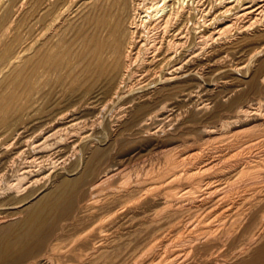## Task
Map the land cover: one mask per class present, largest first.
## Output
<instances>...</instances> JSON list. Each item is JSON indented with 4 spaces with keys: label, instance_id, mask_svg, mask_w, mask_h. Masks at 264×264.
Instances as JSON below:
<instances>
[{
    "label": "bare ground",
    "instance_id": "6f19581e",
    "mask_svg": "<svg viewBox=\"0 0 264 264\" xmlns=\"http://www.w3.org/2000/svg\"><path fill=\"white\" fill-rule=\"evenodd\" d=\"M70 8L75 11L72 40L63 37L66 28L58 32ZM233 72L244 75L229 78ZM261 87L264 0H0V264H123L124 231L116 206L142 186L133 185L125 195L124 190L109 195V190L101 203L94 197L96 202L80 204L81 192L121 174L124 167L115 165L114 158L130 134L170 140L180 123L218 117L223 109L230 111L218 122L197 128L202 143L225 140L231 153L237 147L252 148L264 140V96L255 102L243 97ZM174 148L158 154L162 163L155 172L170 178L153 181L165 188L179 178L176 166L200 154L196 148ZM223 155L201 157L194 168L210 169ZM250 155L233 160L227 170L233 178L264 163L263 154ZM187 170L193 172L192 166ZM228 179L206 186L203 193L210 200L218 188L224 193L205 211L218 210L221 219L231 215L222 231L246 244L231 253L232 259L213 264H264V215L255 212L264 199L260 185L252 183L235 200L229 196ZM152 198L156 200L150 193L147 199ZM242 200L248 201L247 209L239 207ZM92 207H102L109 222L78 228L85 216L78 211ZM180 210L176 204L168 209L169 216ZM247 216L251 218L244 222ZM207 225L215 232L212 222ZM130 228L132 234L143 229Z\"/></svg>",
    "mask_w": 264,
    "mask_h": 264
},
{
    "label": "rangeland",
    "instance_id": "374dc122",
    "mask_svg": "<svg viewBox=\"0 0 264 264\" xmlns=\"http://www.w3.org/2000/svg\"><path fill=\"white\" fill-rule=\"evenodd\" d=\"M25 5L27 6L28 4L25 3L23 8H26ZM73 6L74 5H72L71 7L74 8ZM72 8L69 9L70 12L66 11L65 13H63V15L61 17V20H60L61 21V25H59L60 28L58 27L59 28L58 32H62L63 29L66 28V30L63 32L64 33L63 37L65 38V36H66V39L68 37L71 38V36L73 35V29H71L70 25L74 21V16H75L74 12L75 11H73V10L71 11ZM63 17H64V19H63ZM67 19H69V20H67ZM61 29H62V31H61ZM68 32H69V34H68ZM63 33H62V35H63ZM55 36H57V35H54V38H55ZM72 39L73 38H71L70 40H72ZM260 56L258 55L257 57H260ZM237 74H239V76ZM242 74H243V72L242 73L241 72H239V73L238 72H233L232 74H229L228 76H229V78L231 77L233 79L234 78L238 79V78H242L243 77L244 74L243 75ZM260 89H256L255 91L248 92L246 95H244L243 99L244 100L248 99L250 101L255 102V100H257L258 97L262 98L264 95L261 96V94H264L263 93L264 92V87H261ZM202 97H204L203 94H202ZM262 107H264V105H262ZM223 110H220V115L219 116H221V114L222 115L223 114H227L230 111L228 109H223ZM225 111H227V112H225ZM207 116L208 115H206L205 117L202 118V120H204L205 122L204 121H202V122L201 121H193L194 122L193 123L192 121H189V122L186 121V122H188L187 124H186V122H183L182 124L180 123L177 128L171 130L172 131L171 132L172 133V137H171L170 140H165V138L163 139L162 137H159V135L155 136L154 134H147V135H149V136H147L145 133L143 134V132H140L141 134L140 133H136L135 135L134 134H132V135L130 134L131 136L127 135L129 138L127 137L128 139H127V141H125L126 143L124 142L123 146L116 151L117 154H116V156L114 158L116 160L113 159L117 163L115 165H119L120 168L124 167L123 169H121L122 171L120 170L121 174L119 172L120 175L118 177H117V175L115 176L117 179L114 177V178L110 179L111 182L109 180H108L109 182H105L104 183L105 185L104 184L103 185H99L96 188L89 189V191L87 189H85V190H83L81 192L80 198H82L83 200L81 199L80 201H78L80 204L84 203L85 201L86 202H90V200H91V202H93L95 198H96L95 199L96 201L98 200L97 201L98 203H101L100 201L105 200L106 196H108V193L106 195V192H108L109 190L111 192V193L109 192L110 193L109 195H111L112 193H116V192L117 193H121V192H123V190H124V195H125L126 194V190L128 188L132 187L133 185L139 183L140 186H142L140 191L136 190L134 192V193H138V192L141 193L139 195V197H138L137 194H136L137 196L134 195V193H132L129 197H128V194H126L124 196L123 204L122 203L118 204L116 206L117 209L115 208L116 211H120L121 212L120 216L123 219L121 218L119 220L122 222V226H123L122 228L123 229L120 228V230L122 229L124 231V234H123L124 251L120 255L121 258L122 257H124V258L120 259L119 262H121V260H123L124 261L123 264H167V263L168 264H213L214 262L215 263L216 262L217 263H219V262L223 263L227 259L228 260L232 259L234 257L233 254L238 252L246 244V241L243 238H239L238 236L233 237V235L232 236L231 235L227 236V234H224V232L222 231V229L227 226V222H229L228 220H230V218L232 217L231 215H224V216H222V219H221L220 217H216V214H219L218 210H217L218 212L216 211L213 214H210V215L208 214L209 217L207 215V211L209 209L210 204H213L212 203L213 200H214V202L218 201L215 198L218 197V196L221 197L222 194L224 193L222 188L220 187V189L218 188V190L216 192H214L215 193L214 194L215 197L212 200H210L209 197L206 198V194L203 193V192H205V190H206L205 188H206V186L208 184H213V183L215 184V182L220 183V182H223L224 180H225L224 182H227V179H228L227 176L228 175L230 176V174H231L230 178L228 179V181L232 182V184H231V186H232L231 187V193L229 194V196L231 198L234 197L235 200L240 198L241 197L240 193H241V191L243 189H246L247 186L251 188L254 185H260V190H261L260 192H261V194L264 197V193L262 192V191H264V188H263L264 187V179H263L264 178V170H262V169H264V163L261 165V167H259L260 169L262 168L261 171H259L260 169L258 168V170L255 171V172L247 173V174H244L242 176H238L237 178L236 177L233 178L235 176L233 171H230V172L227 171L232 166L231 163H233V160L238 158V156H240V155L244 156L246 154H249V155L251 154L250 156L258 157V156H261L263 154L262 157H264V140L263 141L262 140L259 141L255 146L253 145L252 148H245V149H241L240 147L234 148L232 151L235 150V152H237L238 149L242 150L240 153L233 152L235 154V156H234L233 153H231V151L230 152L229 151L226 152V150H229L228 148H230V147L225 146L226 145V141L225 140H223V141L222 140H220V141L218 140L217 141V139H215V138H210V140L202 143V139L200 137H198L200 135L199 129L197 130V128H199V125L204 124V123L212 124V122L216 123V122H218L217 118H219V116L218 117L217 116H215V117H207ZM209 118H211V119H209ZM213 118L217 119V120H214ZM85 119L87 120V118H85ZM205 119H207V120H205ZM206 121H208V123ZM189 123L191 124L190 126H189ZM193 127H194V129H193ZM238 127L241 128L242 126L238 125L237 128ZM195 130H197V131H195ZM198 133H199V135H198ZM167 134H170V132H168ZM134 136L135 137L138 136V137L135 138ZM139 136L142 137V138H140ZM158 137H159V139H158ZM194 137H196V138H194ZM133 138L135 139V141H133ZM173 138H175L176 140H173ZM130 140H132V142ZM198 141H200L202 144H200V142H198ZM182 142H185V144L187 143L186 144L187 146L185 144H183ZM213 144H214V146H213ZM198 145H199L200 149L198 148ZM169 146L175 147L174 148L175 150L180 149V150H183V151L184 150L185 151H191L192 148H196V150L200 151L199 155H201V156L197 155L196 156L197 158L193 157V158L189 159L191 161L188 160L189 162L187 161L185 163H181L180 165L176 166L177 170L180 171V172L177 171V173H176L180 179L179 178L177 179V177L174 178V180H172V182L170 181L171 185H172L173 182H175V183H173L172 187L170 186V188L169 187L165 188V187H163V185L160 186L161 182H155L154 183V181L160 180V181H162V183H165V181H167L170 178V177L166 178L169 173H166L164 175V173L161 172L158 175V173H156L155 170H157V168L162 163V161H160V158H159L160 156H158V154L161 155L160 151L162 149H164V148L169 147ZM209 146H210V148H209ZM215 146L218 148L217 151H216L217 148H215ZM223 148H224V152H223ZM210 149H212V150H210ZM220 150H221V152H220ZM118 151H119V153H118ZM155 152H159V153H155ZM221 153L222 154L224 153L225 155H223L221 159L218 158L217 164H215V166L214 165L211 166L210 169L209 168L208 169L205 168V170H204L203 168H200L198 170V169L194 168L195 164H196L195 165V167H196L197 165H200L202 163V162H200V158L201 157L202 158H206L208 155L219 156V155H221ZM227 153H229V154H227ZM255 153H256V155L254 156ZM203 154H205V155H203ZM238 154H240V155H238ZM116 157L121 158V160H119ZM231 158H233V159H231ZM195 159H196V161H195ZM191 162H192V164L190 165ZM193 163H194V165H193ZM189 166H192V170L191 171H193L195 169L198 170V171L197 172L193 171V172L190 173V170L189 171L187 170V168ZM178 167H179V169H178ZM215 167H217V168H215ZM176 168H174V169H176ZM182 168H184L185 170L183 171ZM223 169L225 170V172H224ZM222 170H223V172H222ZM178 172H179V174H178ZM182 172H184V173H182ZM187 172H189V173H187ZM256 172H257V174H256ZM188 174H189V176H188ZM190 174H191V176H190ZM118 178H119V180H118ZM164 178H165V181L163 182ZM115 179L118 180V181H116ZM120 180H122V181H120ZM137 180H139V181H137ZM246 181H248V182H246ZM260 181H261V183H260ZM193 183H194V185L196 187L194 185H192ZM252 183H254V185ZM155 185H158V186H155ZM94 189H95V191H94ZM184 189H186V190L184 191ZM92 191H94V192H92ZM154 191L156 192L157 195L154 194L155 193ZM221 191H222V193H220ZM235 192L237 193V195H236ZM104 193H105L106 196L104 195ZM150 193L152 194V196L154 195V197H156L155 198L156 200H154V198L147 199L148 195ZM142 195H143V197H142ZM211 195L213 196V194H211ZM103 196H104V199H103ZM131 196L132 197L136 196V197L132 198ZM165 197L166 198L167 197H169V198L171 197L172 198V199L170 198V200H168V202H170V203H168L167 201H164L166 199ZM137 198H139V199H137ZM204 198H205V200H204ZM249 198L245 199V200H249ZM134 200H137V201L139 200V201L137 203V201H134ZM96 201H94V202H96ZM242 201L244 202V200H242ZM242 201L239 203V207L241 209H242V207L247 209L248 208L247 206L249 205L248 201L244 202L245 205H244V203H242ZM202 202H203V204L205 206L203 204H200V205L198 204V203H202ZM79 203H76L75 205L78 206ZM262 203L264 204V199L261 201V204ZM176 204L180 206V208L183 211L184 215H181L182 211L180 210L181 214H180V211H179V215L177 214V216H175V217L174 216L170 217L168 209L172 208V207H175ZM193 204L195 205V207H194ZM261 204H260V206L257 205L255 212L264 215V211H263L264 210V205L263 204L261 205ZM187 205H190V207L188 209L192 208L191 209L192 212L187 210V208H185ZM198 206H199V208H198ZM195 208H197V209H195ZM77 209L78 208L75 207V211L76 212H77ZM102 209H103L102 207L101 208L92 207V208H87V209L85 208L83 211H78L79 214L81 215V217H82V215H85V216H83V218L86 220V222L82 218L80 219V221L78 220V222H79V224L77 223V226H79L78 228H81V226H84L85 224L87 225L88 223L89 224L87 225L86 229H88L90 227V225L91 226H93V225L97 226V225L102 224V222H103V224L104 223H108L109 222L108 220L110 218L108 217L109 218L108 219L106 217L109 216V215H108V213L102 211ZM195 210H197V211H195ZM199 210H200V212H199ZM205 210H207V211H205ZM75 211H73V212H75ZM204 211H205L204 214L207 216V218L203 214ZM133 212H134L135 215L133 214ZM131 213H132L133 216L131 215ZM192 213H194V214H192ZM147 214L149 215V217H150V214L151 215L152 214L155 215V216H152V217H154V219L152 221L147 220L148 219V215ZM167 215L169 217H167ZM180 215H181V218H180ZM211 216L214 219L215 218L216 219L215 220L212 219ZM97 217H99V218L97 219ZM225 217H227V218H225ZM118 218L119 217H117V219ZM167 218H169V219H167ZM250 218L251 217H249V216L245 217L244 218L245 219L244 222H246L247 220H250ZM198 219H199L200 222L197 221ZM70 220L71 219H69L67 221H70ZM101 220H103V221L101 222ZM209 220H210V222H209ZM81 221H82V223H81ZM169 221H171V222H169ZM99 222H100V224H99ZM205 222L207 224H210L212 222L213 223L212 228H215V232L216 231L217 232L215 233L214 230L213 231L210 230V228H208L209 226L207 224H204ZM151 223H153L154 225L151 224ZM222 223H223V225H222ZM81 224H84V225H81ZM161 224H163V225H161ZM259 225L260 224H257L254 229H258ZM133 226L134 227L140 226L143 229L140 230L137 234H132L130 232H129L130 233L129 234L128 230H129L130 227H131L130 230L133 229L134 228ZM152 229L153 230L155 229V230L153 231ZM68 230L72 231V229H68ZM178 230H179V232H178ZM81 232L82 231H80L78 233H81ZM152 232H154V233H152ZM206 235H207V237H206ZM208 238H210V239H208ZM195 243H196V247H195ZM235 244H236V246H235ZM193 247H194V249H193ZM196 249H198V250H196ZM231 253H233V254H231ZM116 264H119V263H116Z\"/></svg>",
    "mask_w": 264,
    "mask_h": 264
}]
</instances>
